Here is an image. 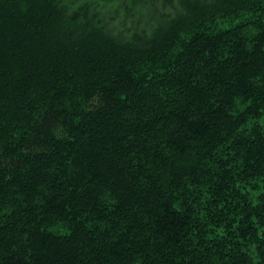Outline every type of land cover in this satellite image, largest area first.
Instances as JSON below:
<instances>
[{
  "label": "trees",
  "instance_id": "obj_1",
  "mask_svg": "<svg viewBox=\"0 0 264 264\" xmlns=\"http://www.w3.org/2000/svg\"><path fill=\"white\" fill-rule=\"evenodd\" d=\"M0 264H264V0H0Z\"/></svg>",
  "mask_w": 264,
  "mask_h": 264
}]
</instances>
